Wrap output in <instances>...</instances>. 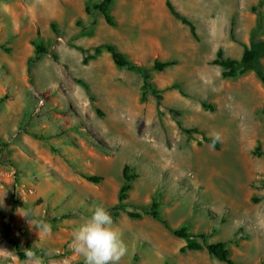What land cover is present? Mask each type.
<instances>
[{"label":"rangeland","instance_id":"374dc122","mask_svg":"<svg viewBox=\"0 0 264 264\" xmlns=\"http://www.w3.org/2000/svg\"><path fill=\"white\" fill-rule=\"evenodd\" d=\"M100 1L0 0V264H24L14 245L40 264H84L69 244L96 205L126 248L118 264H226L182 252L181 228L226 243L233 264H264V87L213 64L219 51L240 59L261 19L264 39V0H171L196 37L166 0H114L115 26L86 14ZM33 41L48 54L29 64ZM105 44L149 70L160 105L109 53L84 65L81 50ZM155 60L177 64L158 72ZM125 165L138 179L122 208ZM154 200L170 229L128 215Z\"/></svg>","mask_w":264,"mask_h":264},{"label":"trees","instance_id":"16d2710c","mask_svg":"<svg viewBox=\"0 0 264 264\" xmlns=\"http://www.w3.org/2000/svg\"><path fill=\"white\" fill-rule=\"evenodd\" d=\"M114 0H101L100 2L91 5H86L85 11L86 14L92 18L93 13L97 12L99 13L107 25L109 26H115V21L112 16V5ZM166 5L170 11V13L177 19H179L183 24L187 25L190 29V32L192 36L196 37V28L194 24L189 21L187 17L182 15L180 12L176 10L171 0H166ZM79 24V23H78ZM93 26H96L97 24L93 21ZM263 30V19L260 20L259 26L252 32L250 37V47H246L243 55L240 59H233V58H227L224 57V54L222 51H219L217 53L216 59L213 61L214 65L220 66L223 69L222 76L224 78L229 79H236L238 77H241L247 73H254L255 76L258 78L260 83L264 87V69L262 65V59L264 58V39L261 37V31ZM39 36V32H38ZM32 45L35 49V57L30 59L29 64H34L36 62H39L42 58V56L48 54V48L45 46L43 42H40V44H37L35 41L32 42ZM84 54L83 63L84 65H87L89 61L96 60L101 56L104 52H107L111 55L112 60L114 64L120 68V69H128L131 71H137L142 78L144 79V94L142 96V99H145V93L147 91H151L154 96L158 99V105H160L161 96L159 95L158 91L155 89L154 83L151 81V75L148 69L144 67H138L135 64H133L130 59L121 52L115 45L112 44H105L98 46L94 49V53L91 55H87V53L84 50H81ZM177 64V61H166L161 62L159 60H155L153 64V68L158 72H163L165 69L175 66ZM78 83L83 84L85 88H88V86L78 81ZM204 107H207L206 104H203ZM264 114V112H263ZM179 127H181V124H179ZM187 133H190L191 131L185 130ZM205 142L212 144L215 148L219 146L218 140L214 137H206L204 139ZM123 175V184L119 190V204L118 207H125V202L128 200V195L130 190L132 189V184L138 179V175L134 172L133 168L129 165H125L123 167L122 171ZM84 178L92 182L94 184L100 183L101 179L99 177L89 176L85 175ZM115 211V209H114ZM110 215V214H109ZM128 215L132 218L141 219L143 215L151 216L153 219L160 221L162 224H164L167 228L170 229L168 223L161 218V214L159 211V204L156 200L153 201L152 207L150 210H145L144 213L138 214L130 212ZM8 224L5 225V234L8 233ZM172 233L181 239H184L186 241V247L182 249V252H185L186 250L189 251H202L206 249L209 254L217 259L218 261L226 264H233L232 259L230 258V250L227 247L226 243L224 242H216L211 244H202L198 241V238L205 239L206 237L204 235L200 236H193L191 235L186 228H181L178 230H172ZM10 243H12L10 241ZM16 247V250L18 252L19 257L22 260L26 259V254L21 251V247L14 245ZM27 250L30 252L35 253L36 251L30 246H27Z\"/></svg>","mask_w":264,"mask_h":264},{"label":"clouds","instance_id":"9594fccd","mask_svg":"<svg viewBox=\"0 0 264 264\" xmlns=\"http://www.w3.org/2000/svg\"><path fill=\"white\" fill-rule=\"evenodd\" d=\"M111 225L108 211L102 205H96L85 221L73 230L69 247L83 257L84 264H118L125 254L126 248ZM39 227L44 232L49 230L44 223ZM24 264H40V259L28 251Z\"/></svg>","mask_w":264,"mask_h":264},{"label":"crops","instance_id":"0c3cea01","mask_svg":"<svg viewBox=\"0 0 264 264\" xmlns=\"http://www.w3.org/2000/svg\"><path fill=\"white\" fill-rule=\"evenodd\" d=\"M103 55V54H102ZM99 58H100V56H99ZM98 58V59H99ZM97 59V60H98ZM264 59V58H263ZM262 59V65H263V63H264V60ZM105 76H107L106 77V79H105V81H104V83H103V89H102V91L104 90V91H108V74L107 75H105ZM105 78V77H104ZM89 84V83H88ZM88 84H87V82H86V85L88 86ZM106 86V87H105ZM89 87V86H88Z\"/></svg>","mask_w":264,"mask_h":264}]
</instances>
